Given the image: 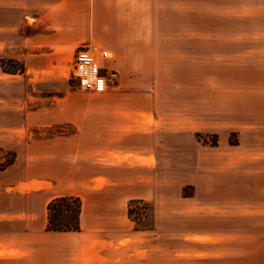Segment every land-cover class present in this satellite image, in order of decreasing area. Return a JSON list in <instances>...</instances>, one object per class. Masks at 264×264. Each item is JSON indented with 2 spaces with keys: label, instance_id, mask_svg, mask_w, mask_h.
<instances>
[{
  "label": "crops",
  "instance_id": "crops-1",
  "mask_svg": "<svg viewBox=\"0 0 264 264\" xmlns=\"http://www.w3.org/2000/svg\"><path fill=\"white\" fill-rule=\"evenodd\" d=\"M86 45L112 56L115 85L80 100L61 74ZM11 60L24 72L0 124L13 159L0 167V264L143 260L145 235L197 199V184L176 185L170 143L203 132L217 138V263L264 264V0H11ZM35 82L52 86L33 94ZM179 154L191 174V150ZM180 186L194 196L177 199ZM67 196L80 230L48 232L47 205ZM130 201L150 206L155 230L133 228Z\"/></svg>",
  "mask_w": 264,
  "mask_h": 264
},
{
  "label": "rangeland",
  "instance_id": "rangeland-1",
  "mask_svg": "<svg viewBox=\"0 0 264 264\" xmlns=\"http://www.w3.org/2000/svg\"><path fill=\"white\" fill-rule=\"evenodd\" d=\"M6 62L7 67H15L11 64V0H0V61ZM23 66V65H22ZM70 66L61 74L64 90L68 93H76L80 100H88L94 94L78 93L73 81L69 79ZM36 80V79H35ZM40 83V84H39ZM115 85V79L114 83ZM50 83L35 82L32 85L33 94H41L39 91L51 88ZM112 90V89H111ZM109 90L107 93H109ZM106 94V93H105ZM59 96L58 93L48 95L50 98ZM35 96V95H34ZM11 74L5 73L0 67V124L8 123L11 118ZM198 135V136H197ZM217 138L214 132L193 134L191 145L186 139L180 138L170 145L175 148L173 160L176 165V185L184 182H192L198 185L197 199L188 204H177L179 212L164 230H155L152 222L151 208L147 203H135L132 206V215L129 218L136 230L148 231L154 229L152 234H146L143 240V260L129 264H218L216 259L215 244V146L211 142ZM230 141H237L235 135L229 137ZM191 150L188 161L191 163V174L183 172L184 158L179 154L180 150ZM0 167L11 162L9 153L0 157ZM180 197L194 196L193 186L179 188ZM195 196V197H196ZM190 209V213H188ZM183 211V214L180 212ZM143 214V216H140ZM143 261V262H142ZM219 264H225L220 260Z\"/></svg>",
  "mask_w": 264,
  "mask_h": 264
},
{
  "label": "built area",
  "instance_id": "built-area-1",
  "mask_svg": "<svg viewBox=\"0 0 264 264\" xmlns=\"http://www.w3.org/2000/svg\"><path fill=\"white\" fill-rule=\"evenodd\" d=\"M112 56L103 49L86 45L77 48L70 66L69 79L81 93L104 94L114 86V74L106 66Z\"/></svg>",
  "mask_w": 264,
  "mask_h": 264
},
{
  "label": "trees",
  "instance_id": "trees-1",
  "mask_svg": "<svg viewBox=\"0 0 264 264\" xmlns=\"http://www.w3.org/2000/svg\"><path fill=\"white\" fill-rule=\"evenodd\" d=\"M15 67H7L6 62L0 61L1 70L8 74H22L24 67L17 61L9 60ZM198 136V135H197ZM237 141H230V144H235ZM216 141L211 142V146H215ZM13 159H11L12 162ZM11 162H8L10 164ZM142 201H130L128 203V217L132 215V206L135 203ZM81 210V202L76 197H60L52 200L47 205V231L48 232H77L80 230L79 215ZM140 216H143L141 214Z\"/></svg>",
  "mask_w": 264,
  "mask_h": 264
}]
</instances>
